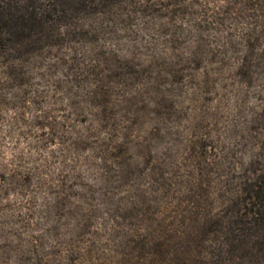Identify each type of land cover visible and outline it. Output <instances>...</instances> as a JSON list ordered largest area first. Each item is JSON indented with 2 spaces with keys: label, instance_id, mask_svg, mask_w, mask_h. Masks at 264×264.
I'll return each mask as SVG.
<instances>
[{
  "label": "rangeland",
  "instance_id": "obj_1",
  "mask_svg": "<svg viewBox=\"0 0 264 264\" xmlns=\"http://www.w3.org/2000/svg\"><path fill=\"white\" fill-rule=\"evenodd\" d=\"M0 11V264H264V0Z\"/></svg>",
  "mask_w": 264,
  "mask_h": 264
},
{
  "label": "trees",
  "instance_id": "obj_2",
  "mask_svg": "<svg viewBox=\"0 0 264 264\" xmlns=\"http://www.w3.org/2000/svg\"><path fill=\"white\" fill-rule=\"evenodd\" d=\"M28 14L30 18H32L33 16L32 19H34V10L29 11ZM7 16H10V14L4 15V12L0 11V19H4V21H9V19H7ZM25 18L26 17L24 16L19 17L14 21L15 23L17 21L19 25H23V22L26 20ZM257 166L263 169L260 170V173H258L255 179L248 185V190L246 194L247 202H245L244 205L246 209L244 207L243 211L240 208L239 211L236 210L234 212L235 215L231 220L232 222L228 223L227 230L231 233V240L236 239V237L238 236L232 234L233 231L237 230L238 232H248L257 229L260 232H264V163L261 165L257 163ZM257 166L254 167L255 170L259 169H256Z\"/></svg>",
  "mask_w": 264,
  "mask_h": 264
}]
</instances>
